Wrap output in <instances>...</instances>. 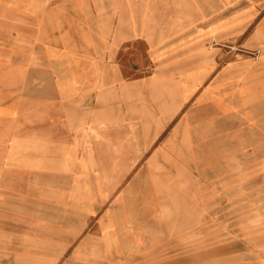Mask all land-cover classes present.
I'll return each instance as SVG.
<instances>
[{
	"label": "crops",
	"instance_id": "obj_1",
	"mask_svg": "<svg viewBox=\"0 0 264 264\" xmlns=\"http://www.w3.org/2000/svg\"><path fill=\"white\" fill-rule=\"evenodd\" d=\"M186 1L209 25L198 42L160 50L143 0H0V264H143L156 244L205 242L240 166L264 169V113L239 128L236 102L264 98V17L243 39L259 59L239 58L222 41L258 11ZM20 37L36 49L24 82L41 86L20 98L19 132L9 115Z\"/></svg>",
	"mask_w": 264,
	"mask_h": 264
},
{
	"label": "rangeland",
	"instance_id": "obj_2",
	"mask_svg": "<svg viewBox=\"0 0 264 264\" xmlns=\"http://www.w3.org/2000/svg\"><path fill=\"white\" fill-rule=\"evenodd\" d=\"M199 5L197 1L185 3L178 0H143L144 26L154 22L158 33L154 37V43L160 50L169 48L170 45H183L199 41L200 31L211 21L210 18L199 19ZM207 11H214L220 7L222 11L235 9L253 8L258 11L257 19L250 25L245 34L236 36L234 39H224V48L237 51L239 58L259 59L262 48L248 49L243 39L264 17V3H251L247 0H236L234 2H207L203 4ZM189 10L190 17H178L174 10ZM224 9V10H223ZM154 14L156 18H154ZM170 16V17H169ZM22 38L23 36L20 35ZM16 39L15 50V111L9 115L10 123H14L16 131L22 129L23 110L20 98L24 93L30 94L41 86L34 81V77L26 83L24 80L28 74V66L32 64L36 49L31 42L29 44L22 38ZM33 37H31L32 41ZM28 41V39H26ZM219 41L210 37V46L218 44ZM36 48V47H35ZM150 48L143 41V69L144 72L151 71L149 57ZM225 54V53H224ZM228 55V54H227ZM229 57V55H228ZM30 59V60H29ZM155 67V66H154ZM39 80L37 72H31ZM44 86V85H43ZM239 128L247 127L248 123H259L264 113V98H238ZM251 110L257 117L252 120L246 116ZM252 117V115H251ZM10 123L8 127L10 128ZM7 126V124H6ZM6 128V127H5ZM6 130L1 138L6 137ZM7 147L0 146V156L6 154ZM1 166V164H0ZM138 260H135L137 263ZM154 264H264V169L261 165L247 170L240 166L238 193L231 199L224 196L222 223L207 229L205 242H193L188 245L173 243H160L154 247V260L146 263ZM115 260H112L114 263ZM145 262L143 264H145ZM121 264H132L124 261Z\"/></svg>",
	"mask_w": 264,
	"mask_h": 264
},
{
	"label": "bare ground",
	"instance_id": "obj_3",
	"mask_svg": "<svg viewBox=\"0 0 264 264\" xmlns=\"http://www.w3.org/2000/svg\"><path fill=\"white\" fill-rule=\"evenodd\" d=\"M211 176H213V175H211ZM139 207V206H138ZM137 208V207H136ZM146 213V212H145ZM62 226V225H61Z\"/></svg>",
	"mask_w": 264,
	"mask_h": 264
}]
</instances>
